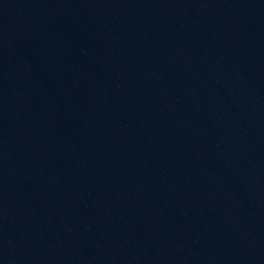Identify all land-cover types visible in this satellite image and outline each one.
Returning <instances> with one entry per match:
<instances>
[{
  "label": "water",
  "instance_id": "95a60500",
  "mask_svg": "<svg viewBox=\"0 0 264 264\" xmlns=\"http://www.w3.org/2000/svg\"><path fill=\"white\" fill-rule=\"evenodd\" d=\"M0 264H264V0H0Z\"/></svg>",
  "mask_w": 264,
  "mask_h": 264
}]
</instances>
